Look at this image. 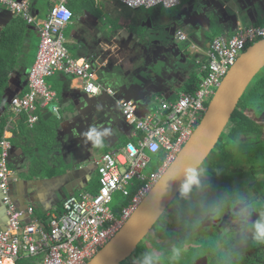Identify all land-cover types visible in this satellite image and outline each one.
Instances as JSON below:
<instances>
[{
  "label": "crops",
  "instance_id": "obj_1",
  "mask_svg": "<svg viewBox=\"0 0 264 264\" xmlns=\"http://www.w3.org/2000/svg\"><path fill=\"white\" fill-rule=\"evenodd\" d=\"M26 1L36 24L0 4V142L10 143L13 202L35 211L24 223L47 225L61 214L68 197L99 191L95 159L138 140L122 118L121 101H133L139 117L154 113L162 100L175 102L182 92L197 88L199 66L217 37L264 27V0H206L198 6L184 0L170 10L130 9L116 0H68L74 14L64 32L68 53L85 59L99 75V85L115 97L103 91L88 95L80 80L58 72L47 79L56 94L53 103L43 108L38 101L34 110L17 114L9 96L28 93L40 44L38 25L56 4ZM179 30L187 34L186 41L176 38ZM152 33L161 34L162 45L156 41L146 48L142 37ZM33 117L37 122L31 125ZM8 226L0 193V230Z\"/></svg>",
  "mask_w": 264,
  "mask_h": 264
},
{
  "label": "built area",
  "instance_id": "obj_2",
  "mask_svg": "<svg viewBox=\"0 0 264 264\" xmlns=\"http://www.w3.org/2000/svg\"><path fill=\"white\" fill-rule=\"evenodd\" d=\"M130 9L166 10L178 8L181 0H116ZM68 0H56L47 19L39 27L40 44L36 61L28 76L29 91L12 100V111L19 114L34 110L39 101L43 108L53 103L56 94L47 79L65 72L82 83V89L91 96L100 95L99 75L92 72L90 64L73 59L67 49L65 29L72 22L73 12ZM18 17L36 24L30 15L29 2L0 0ZM179 41L187 34L179 30ZM264 40V27L240 28L230 36L217 37L200 65L201 79L198 89L182 92L175 102L162 100L159 109L142 118L137 115L133 101L119 103L125 121L130 124L138 140L121 150H114L95 159L100 177L99 191L68 197L61 214L49 221H24L34 214V208L20 210L9 196L12 171L9 167L10 143L0 142V188L9 215V226L0 232V264H88L123 228L149 195L162 175L175 162L205 116L208 101L212 100L222 82L238 59L249 48ZM109 94H113L107 89ZM54 107V111H57ZM37 118H31V125ZM163 151L165 157L160 167L147 173L152 157ZM124 197L121 205H114V196ZM116 209L120 214L116 213Z\"/></svg>",
  "mask_w": 264,
  "mask_h": 264
},
{
  "label": "trees",
  "instance_id": "obj_3",
  "mask_svg": "<svg viewBox=\"0 0 264 264\" xmlns=\"http://www.w3.org/2000/svg\"><path fill=\"white\" fill-rule=\"evenodd\" d=\"M263 117L261 72L215 150L147 236L151 246L142 242L123 264H264V236L258 231L264 225ZM164 157L163 151L153 156L151 165L157 163L147 173Z\"/></svg>",
  "mask_w": 264,
  "mask_h": 264
},
{
  "label": "water",
  "instance_id": "obj_4",
  "mask_svg": "<svg viewBox=\"0 0 264 264\" xmlns=\"http://www.w3.org/2000/svg\"><path fill=\"white\" fill-rule=\"evenodd\" d=\"M191 2L198 6L206 0H191ZM160 37L161 34L158 33L142 37L143 46L146 48L154 47L156 41L161 44ZM155 38L156 40H154ZM263 69L264 40H261L250 46L238 59L217 90L205 116L175 162L162 175L123 228L88 264H122L134 253L161 217L167 213L185 185L215 150L242 97ZM102 93L115 97L114 94H109L104 88ZM14 97L15 95L9 96L10 102ZM119 108L125 122L120 105ZM12 190V180H10L9 196L11 199ZM0 193L2 206L9 219L7 206L4 203L5 194L1 188ZM5 230L6 228H1L0 231Z\"/></svg>",
  "mask_w": 264,
  "mask_h": 264
},
{
  "label": "rangeland",
  "instance_id": "obj_5",
  "mask_svg": "<svg viewBox=\"0 0 264 264\" xmlns=\"http://www.w3.org/2000/svg\"><path fill=\"white\" fill-rule=\"evenodd\" d=\"M182 1H184V0H182ZM66 36H67V33L65 34ZM38 42H39V40H38ZM38 54V53H37ZM37 54H36V56H37ZM37 58V57H36ZM35 61V60H34ZM34 63V62H33ZM200 67V66H199ZM262 73L264 72V69L261 71ZM260 72V73H261ZM210 102H211V100L210 101H208L207 102V106H209V104H210ZM264 118V117H263ZM260 121V120H259ZM156 163H157V160L155 161V162H153V164L151 165V168L150 169H152L155 165H156ZM123 201H124V197L120 194V193H118V194H116L115 196H114V205H121L122 203H123ZM246 211H249V209L248 210H246ZM251 216H253V214L251 213ZM234 224H236V223H234ZM237 225V224H236ZM238 226H242V224H238ZM143 243H145L146 245H148V246H151V244H150V242L148 241V239L146 240H144L143 241ZM128 261V260H127ZM130 261H128L127 263H129ZM124 263V262H123ZM122 263V264H123ZM126 263V262H125ZM20 264H28V261L27 260H22L21 262H20Z\"/></svg>",
  "mask_w": 264,
  "mask_h": 264
},
{
  "label": "clouds",
  "instance_id": "obj_6",
  "mask_svg": "<svg viewBox=\"0 0 264 264\" xmlns=\"http://www.w3.org/2000/svg\"><path fill=\"white\" fill-rule=\"evenodd\" d=\"M261 41V40H260ZM259 42V41H258ZM256 44V43H255ZM254 45V44H253ZM258 231L261 236H264V225H258ZM146 264H150V261H146Z\"/></svg>",
  "mask_w": 264,
  "mask_h": 264
},
{
  "label": "flooded vegetation",
  "instance_id": "obj_7",
  "mask_svg": "<svg viewBox=\"0 0 264 264\" xmlns=\"http://www.w3.org/2000/svg\"><path fill=\"white\" fill-rule=\"evenodd\" d=\"M182 5H183V2H182V0H181V5H180L179 7H181ZM197 264H206V261H205V260H203V261L198 260V261H197Z\"/></svg>",
  "mask_w": 264,
  "mask_h": 264
}]
</instances>
